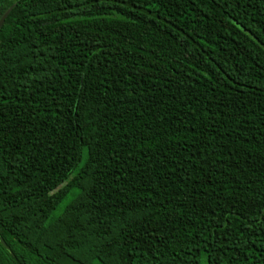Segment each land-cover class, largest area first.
I'll return each mask as SVG.
<instances>
[{"label":"trees","instance_id":"obj_1","mask_svg":"<svg viewBox=\"0 0 264 264\" xmlns=\"http://www.w3.org/2000/svg\"><path fill=\"white\" fill-rule=\"evenodd\" d=\"M9 7L0 264H264V0Z\"/></svg>","mask_w":264,"mask_h":264},{"label":"water","instance_id":"obj_2","mask_svg":"<svg viewBox=\"0 0 264 264\" xmlns=\"http://www.w3.org/2000/svg\"><path fill=\"white\" fill-rule=\"evenodd\" d=\"M12 7H9L5 10V12L1 15L0 19H2V21L4 22L5 18L7 17L8 13L10 12ZM3 24V23H2ZM2 24H0V27L2 26ZM2 242V240H1ZM3 243V242H2Z\"/></svg>","mask_w":264,"mask_h":264},{"label":"snow or ice","instance_id":"obj_3","mask_svg":"<svg viewBox=\"0 0 264 264\" xmlns=\"http://www.w3.org/2000/svg\"><path fill=\"white\" fill-rule=\"evenodd\" d=\"M3 23V21H2V19H0V24H2Z\"/></svg>","mask_w":264,"mask_h":264},{"label":"rangeland","instance_id":"obj_4","mask_svg":"<svg viewBox=\"0 0 264 264\" xmlns=\"http://www.w3.org/2000/svg\"><path fill=\"white\" fill-rule=\"evenodd\" d=\"M201 264H204L203 261H201Z\"/></svg>","mask_w":264,"mask_h":264}]
</instances>
